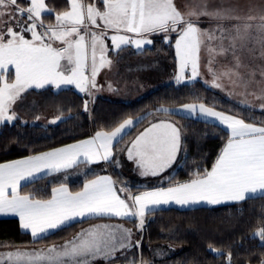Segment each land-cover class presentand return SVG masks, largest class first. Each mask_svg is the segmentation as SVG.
I'll use <instances>...</instances> for the list:
<instances>
[{
    "label": "snow or ice",
    "instance_id": "snow-or-ice-1",
    "mask_svg": "<svg viewBox=\"0 0 264 264\" xmlns=\"http://www.w3.org/2000/svg\"><path fill=\"white\" fill-rule=\"evenodd\" d=\"M66 3V9L55 11L46 0H26V3L0 0V124L18 119L13 105L29 89L74 86L79 93L92 97L93 91L101 87L97 84L100 71L112 65L109 51L118 55L130 45L143 50L153 44L150 37L155 35H160L164 43H170L172 34L176 36L177 84L185 81L188 71V80L200 76L204 49L212 76L210 86L223 88L220 81L224 78L232 84L242 82L243 95L251 94L262 101L260 108L264 114V89L258 94L247 92L256 72H250L249 79L245 80L239 72L244 65L237 54L244 49L253 53L259 46L260 58H264V14L241 17L233 8H210L206 0L185 5L184 11L175 0H66ZM53 15L54 22L46 23V18ZM201 17L215 21V26L200 27ZM257 20L259 23H253ZM227 21L235 23L227 26ZM229 53L233 66L219 72L215 70L216 57ZM259 75L264 81V69ZM89 103L88 99L84 100L86 113L90 111ZM243 103L251 107L247 100ZM180 113L212 118L227 133V140L210 169L193 172L187 181L175 184L169 181L168 187L158 186L138 194H133L128 187L118 188L117 181L107 175L87 179L76 192L61 182L52 187L48 199L21 194L22 182L25 185L33 182L40 174L51 175L100 162L120 166L114 156V142L119 144L128 134L126 130L135 125L129 118L111 131H97L91 138L0 163V215L18 217L20 228L30 231L38 241L74 224L106 217L130 220L142 234L146 216L162 205H218L264 198V121L259 125L255 121L246 122L245 118L217 111L204 103H186L175 109L161 106L154 114L149 113L164 118L151 121L121 150L126 152L139 175L162 177L177 162L182 150L183 129L170 117ZM60 119L57 117L52 123ZM252 235L258 237L260 246L264 247V225ZM141 246L142 236L134 240L130 228L94 224L82 228L61 245L0 252V264H97L99 261L116 264L121 258L127 259L130 250H139ZM208 249L221 254L211 244ZM226 261L233 264L231 251L226 254ZM129 264L152 262L144 260L142 255L139 259L134 255ZM260 264H264V259Z\"/></svg>",
    "mask_w": 264,
    "mask_h": 264
},
{
    "label": "trees",
    "instance_id": "trees-1",
    "mask_svg": "<svg viewBox=\"0 0 264 264\" xmlns=\"http://www.w3.org/2000/svg\"><path fill=\"white\" fill-rule=\"evenodd\" d=\"M46 2L55 11L67 8L66 0ZM22 3L26 1L22 0ZM48 22H54V15L46 18V23ZM152 37L153 44L150 47L140 52H132L131 55L163 61L175 72V36L173 35L170 43H164L160 35ZM23 97L28 99V103H23L24 108L32 111L31 114L38 113L61 119L52 125L32 124L24 121L22 117L12 123H5L0 128V163L85 139L97 131H111L125 119L143 117L119 144L114 145V156L118 159L123 153L121 150L127 147L148 122L152 116L149 113L154 114L161 106L204 103L219 111L245 118L246 122L255 121L259 125L264 121L262 111L235 104L199 79L191 83L177 84L172 81L163 84L133 102L97 96L90 101V111L87 113L84 112V100L88 97L73 88L54 90L46 87L27 91ZM35 98L39 99V104ZM54 103L57 107H54ZM171 117L182 127L184 135L183 153L177 167L163 181L160 179L143 184L127 181L132 191L168 185L169 181L172 184L184 182L191 178L193 172L210 169L227 140V133L218 124L185 116L181 119L180 115ZM105 169L118 182L126 181L115 164L100 163L83 174L81 179L65 181L61 175H46L22 185L20 191L21 194H33L38 199H48L52 187L61 182L67 183L72 191H78L85 180ZM85 223L74 224L70 228L49 234L46 239L36 241L20 228L17 219H0V250L59 243L70 238ZM262 225L264 198L259 197L217 206L156 209L146 216L144 232H138V239L142 236L141 248L130 250L127 259L121 258L116 263L129 264L134 255L137 259L142 255L144 260L152 264H227L226 254L231 251L233 264H260L264 259V247L260 246L258 237H254L252 233ZM161 244L177 247V251L163 259H154L152 247ZM209 244L219 249L221 254L210 252Z\"/></svg>",
    "mask_w": 264,
    "mask_h": 264
},
{
    "label": "crops",
    "instance_id": "crops-1",
    "mask_svg": "<svg viewBox=\"0 0 264 264\" xmlns=\"http://www.w3.org/2000/svg\"><path fill=\"white\" fill-rule=\"evenodd\" d=\"M111 34L112 33L109 32V35H111ZM108 42H109L108 44L111 45V41L108 40ZM148 46H150V45H146L144 47V49L146 47H148ZM140 51H142V50L138 51L134 46H131V45L130 46H126L124 48V50L121 51L118 55H117L116 52L109 51L108 55H109V58L112 60V65H111V67H105L104 69H102L100 71L99 75L97 76V84L100 85L101 87L99 88V90H94L93 91V96L92 97H88L89 101L91 100V98L97 97V96L106 97V98L112 99V98L108 97V96H111L110 94H115V95H112V96H119V97L132 95V94L137 96V94H139L141 92H145L146 90H148L147 93H149L150 91L156 89L157 87H159V86H161L163 84H166V83H169V82H172V81H176L175 80V76L178 74L177 63H176V71L172 72L170 67H168L167 64L164 63L163 61L159 62L157 59L156 60L141 59V57H133L131 55L132 52H140ZM237 54L240 56V60L242 62V65H244L243 67H241L239 69V72L241 73V75L244 77L245 80L249 79L248 74L250 72H252V71L256 72L255 80L252 81L248 85L247 92L248 93L255 92V93L258 94L261 89H264V81H261V78H260V75H259L260 70L264 69V58H260V48L257 47L255 52H253V53H250L248 51V49H244L242 51H239ZM140 59H141V61H138ZM207 59H208L207 53H206V51L204 49H202V52H201L200 76L196 80L199 79V80L203 81V83H205L207 86H209L213 90L219 92L220 94H222L223 96H225L226 98L230 99L233 102L243 103V101L247 100V102L249 104H261L262 103V101L258 100L254 95H251V94H249L247 96L243 95V93L245 92V87H244L243 83L239 82V81L236 84H232V83L229 82V80L227 78H224V79H222L220 81V83H222V85H223V88L211 87L210 86V82L212 80V76L209 73L208 68H207ZM233 64H234L233 57L229 58L227 63L218 62L217 61V57H216V62L213 64V68L219 72V71H223L226 67H232ZM188 76H190V71L185 73L186 79H185V81L183 83H191V82L195 81V80H188L187 79ZM233 79H235V78H233ZM206 81L209 82V83H206ZM109 84L112 86L111 89L109 88ZM46 87H52L53 89H56L54 86H46ZM71 87L79 93V91L77 89H75L74 86H71ZM64 88H70V87H68V86L67 87H63L62 89H64ZM56 90H58V89H56ZM80 94H82V93H80ZM116 94H118V95H116ZM82 95H84V94H82ZM145 95H142L141 97H138L137 99H135L133 101H136V100L142 98ZM112 100L124 101L123 99H112ZM133 101H124V102H133ZM24 102L28 103V99L24 98L21 95V98L18 99L16 101V103L13 105V109L16 111L18 117L24 118V116H27L25 114H22V112H24V113L28 112V110L24 108V104H23ZM194 104H199V103H194ZM243 104H245V103H243ZM181 106L182 105H178V106L167 107V108L175 109V108H180ZM164 107H166V106H164ZM252 108H255V109L261 111L260 106L252 107ZM217 111H219V110H217ZM226 114H228V113H226ZM179 115L180 116L189 117L186 113H180ZM56 118H54L52 120H55ZM142 118L143 117L134 118V119L131 118L136 123H135L134 126L129 127L126 130L127 133H129L142 120ZM161 118H164V117L162 115H152L148 119V122L139 131V133L141 131H143L144 128L148 127L149 123L151 121H154L156 119H161ZM190 118L199 119V120H203V121H207V122L218 124V122L215 121L212 118H206V117L199 116V115L191 116ZM170 119L172 121H175L172 117H170ZM59 121L60 120H57V122L54 123V124H57ZM3 125L4 124H0V128ZM94 135H95V133L92 136L88 137V138H91ZM88 138H85V139H88ZM81 140H84V139H81ZM81 140H77V141H74V142H71V143H68V144H64V145L55 147V148H60V147H63L65 145H70V144L76 143V142L81 141ZM115 144L116 143L114 142V145ZM129 145H130V143L127 146H129ZM183 147H184V135L182 137V150L178 154L177 162L174 163L171 168L166 170L162 174V177H166L172 171L175 170V168L177 167L178 162H179V160H180V158L182 156ZM52 149H54V148H52ZM52 149H49V150H46V151H50ZM46 151H43V152H46ZM113 152H114V149H113ZM39 153H41V152H39ZM39 153L32 154V155H37ZM29 156H31V155H29ZM26 157H28V156H26ZM26 157L14 159V160H20V159H24ZM14 160H10V161H14ZM118 160L120 162V166H116L115 165L116 169L118 170V172L121 174V176L126 181L118 182L107 169L101 171L100 173H98L96 175L111 176L113 178V180L117 181V187L118 188L119 187H128V188H130V184L127 183V181L128 182L132 181V182H134L136 184H143V183H146V182H149V181L162 179V177H160V176H158V177L149 176V177H144L143 179H136L135 178V176H136L135 167L136 166L131 161H129L127 159L126 152H124V151L121 154V156L118 158ZM10 161H6V162H10ZM6 162H3V163H6ZM100 163H104V162H100ZM100 163L91 164V165H80L78 167L67 169V170L62 171L60 173H53L51 175H61V177L65 181H67V180L68 181H70V180L71 181L78 180V179H81L83 174H85L86 172H89L94 167V165H97V164H100ZM46 175L47 174H40V175L36 176L34 178V180L38 179L40 177L46 176ZM96 175H94L93 177L88 178V179H94ZM65 177H67V178L65 179ZM138 180H141V182L138 181ZM173 184H175V183H173ZM22 185H24V182H22ZM57 186H59V185H57ZM67 186H68L69 190L72 191L68 184H67ZM168 186H169V184L168 185H164L163 187H168ZM154 188H156V187H154ZM154 188H148V189L138 190V191H132L131 190V191H132L133 194H138L139 192L150 191V190H152ZM72 192H76V191H72ZM121 195H123V193H121ZM229 203H235V202H225V203H221V204H218V205L229 204ZM201 206H217V205H208V204H205V203H201V204H198V205H192V206H188V207H181V206H178V205H175V204H171V205H162V206H160V207H158L156 209H163V208L189 209V208H195V207H201ZM156 209H154V210H156ZM5 218H14V219H17L19 221L18 217H15V216H12V215H0V219H5ZM94 224L123 225L125 228H130V229L133 230V239L134 240L138 239V231L136 230V225L133 222H131L130 220L122 219V218H107L106 217V218H100V219H96V220L93 219V221H89V222L85 223L76 233H78L82 228H88L90 225H94ZM23 231L24 232H28L31 235L30 231H26V230H23ZM71 238H68V239H71ZM68 239H66V240H68ZM64 242L65 241H62V242H59V243H55V245H61ZM52 245H54V244L46 245V246H40V247L39 246H37V247H25L24 249L40 250V249H45V248H47L49 246H52ZM167 245H169V244L156 245L155 247L158 250H167L170 247L172 248V245L171 246H167ZM172 249H174V248H172ZM175 249H177V248H175ZM102 263H103V261L97 262V264H102ZM116 264H119V263H116Z\"/></svg>",
    "mask_w": 264,
    "mask_h": 264
},
{
    "label": "rangeland",
    "instance_id": "rangeland-1",
    "mask_svg": "<svg viewBox=\"0 0 264 264\" xmlns=\"http://www.w3.org/2000/svg\"><path fill=\"white\" fill-rule=\"evenodd\" d=\"M24 1H26V0H24ZM175 2L177 4V6L182 11H184L185 10V5H192V4L200 3L201 0H175ZM206 2H207L208 6L210 8H221V7L222 8H233V9L236 10V14L240 15L241 17L247 16L249 14H252V15L264 14V0H206ZM250 9H251V11H250ZM200 19H201L200 27H202V28H206L207 29V28L215 26V21H210L207 17H201ZM243 22L244 21L242 20L241 23H243ZM225 23H226L227 26H230L232 23H235V21H227ZM253 23H259V21L257 20V21H255ZM173 35L175 36V34H172V37H173ZM172 37H171V39H172ZM150 38L153 40L152 36ZM175 39H176V36H175ZM107 43H109V42L107 41ZM174 43H175V40H174ZM213 43L215 44L216 42H213ZM227 43L228 42L225 41V45H227ZM150 46H148V47H150ZM249 47H252V45H249ZM257 47H259V46H256V48ZM231 57H232V55L230 53L226 54V55H223V56H217V61L221 62V63H227L229 58H231ZM138 61H141V59L138 60ZM12 74L14 75V71H12ZM68 87L72 88L71 86H68ZM31 90H38V89H29L28 91L30 92ZM54 90H56V89H54ZM147 92H148V90H146L145 92H141V93L137 94V96L132 94V95H127V96H121L122 98L119 97V96H112V95H115V94H110L111 96H108V97H110L112 99H123L124 101H133V100L137 99L138 97H141L142 95H145ZM25 93H23L22 96H24ZM116 95H118V94H116ZM223 97H225V96H223ZM31 98H33V97H31ZM93 98H91V100ZM35 99H36V103L39 104L38 103L39 99L38 98H35ZM35 99H32V100H35ZM226 99H228V98H226ZM88 100H89V98H88ZM228 100H230V99H228ZM36 103L34 102V104H36ZM234 103L238 104L240 106H243V107H247L246 104H243V103H236V102H234ZM250 105H251L250 109L257 110V109L252 108V107H257V106H260L261 104H250ZM54 107H57L56 103H54ZM31 113H32V111H30L29 109H28V113H23L22 112V114L27 115V116H24V118H23V119H25L24 121H27V122L32 123V124H40V125H52V124H54V123H52V121H53L52 119H54L55 117H48V116L43 115V114H38V113L31 114ZM37 117L39 119H37ZM135 171H136L135 172L136 173V176H135L136 179H143L144 178V177L139 175V172L136 169V167H135ZM138 181L141 182V180H138ZM74 234H76V233H74ZM74 234L71 237H73ZM138 238H139V236H138ZM167 246H171V245H167ZM24 248H19V249H22V250H25V251L36 250V249L32 250V249H24ZM172 248H174V249H172ZM172 248L170 247L167 250H158L155 246H153L152 247L153 258L154 259H163L165 257H168V256L174 254L177 251V249H175L177 247L172 246ZM15 250L16 249H7V250H0V252L15 251ZM157 252H159L161 254L157 255Z\"/></svg>",
    "mask_w": 264,
    "mask_h": 264
}]
</instances>
